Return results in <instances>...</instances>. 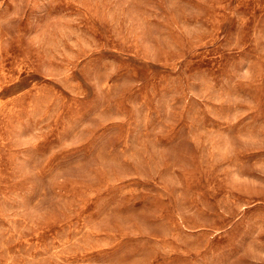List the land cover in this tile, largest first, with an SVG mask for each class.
Masks as SVG:
<instances>
[{"label":"rangeland","instance_id":"1","mask_svg":"<svg viewBox=\"0 0 264 264\" xmlns=\"http://www.w3.org/2000/svg\"><path fill=\"white\" fill-rule=\"evenodd\" d=\"M0 264H264V0H0Z\"/></svg>","mask_w":264,"mask_h":264}]
</instances>
